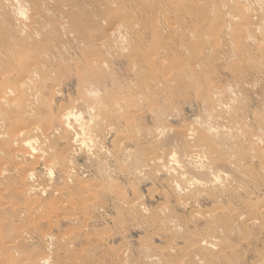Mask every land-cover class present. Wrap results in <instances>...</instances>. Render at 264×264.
<instances>
[{"label":"rangeland","instance_id":"374dc122","mask_svg":"<svg viewBox=\"0 0 264 264\" xmlns=\"http://www.w3.org/2000/svg\"><path fill=\"white\" fill-rule=\"evenodd\" d=\"M0 1V7L3 5L0 8V21L2 20L0 22V85L5 83V86L16 87L20 79L19 75L24 69L23 66L35 64L41 73V79L34 83V87L30 85L29 89H32L26 94L28 98L23 94H15L14 101L17 100L15 102H18V105L15 102L8 103L12 110L8 109L7 104H1L0 109L6 110L5 113L12 116L3 121L0 120V129L15 132L26 122V124H37L38 131L41 130L46 134L51 130L45 135L44 151L37 150V143H33L37 146L36 149L28 146L24 148L18 144L15 145L16 151L26 150L25 160L14 157L13 161L0 162V172L1 169L4 171L5 167L11 169L13 174L22 172V167H26V171L34 172L31 180L28 179L24 183H12L15 191L25 193V197H20L16 203L22 216L12 217L9 235L16 236L18 229L34 227L33 238L26 244L31 251L47 256L48 260H51L48 264H171L174 261L178 262L181 257L186 260V264L229 263L225 257L219 258L220 245H231L227 251L234 258L231 264L233 262V264H264V227H262L264 213L261 214L260 209L253 207L258 200L260 204L264 202V0H257L256 3L261 1L257 5L253 4V1H247L246 7L244 6L246 10L239 9L232 0V2L223 0L224 4L220 1L219 8L215 3L207 2V0H67L68 5L65 4L66 0H44V2L43 0H29L30 2L20 0L21 4H17L18 0L17 2L8 0L9 6L5 3L6 0ZM176 3H179V6ZM22 5L28 10H25ZM224 5L226 8L223 7ZM6 6L7 9H5ZM222 7L223 10H221ZM230 7L234 8V12L236 10V16L231 14L233 9L231 10ZM258 7L260 11L256 10ZM224 13L226 18L223 17ZM13 15H15L14 18ZM37 15L41 17L37 18ZM66 16H70L67 19L70 25L76 26L70 33L59 24L60 21L62 23L66 20ZM32 18L41 21H35V24L30 25ZM20 21L30 26L28 25L27 28ZM46 22L52 24H46ZM203 22L207 25H203ZM118 23L121 25L127 23L131 27L130 29L126 26V31L125 25L121 27L122 34L129 33L126 34L128 41H124L123 45L121 43L106 46L105 42L107 43L110 39L108 35H105L104 30L109 24ZM159 25H162L161 28ZM245 28L246 31H244ZM21 29H24L23 33ZM77 29L80 32H77ZM130 31L134 33V38H130ZM138 33L142 38H137ZM37 37L41 38L40 43ZM243 44L247 45L245 49ZM38 47H41L40 50ZM143 59L149 62H140ZM106 60L107 64L104 66ZM100 62L103 63L102 68L97 69L95 65ZM182 71H185V75ZM173 72L176 74L174 75ZM6 74L10 75V78L4 80L3 75ZM85 74L87 77L84 76ZM153 82L159 85L152 86ZM87 86L91 91H95L96 88L98 94H91ZM1 92L0 90V94ZM88 93L94 98L90 99L92 97ZM32 97L39 101L35 103ZM209 97L216 100L208 101ZM96 102L103 105L100 106ZM113 103H118L120 107L117 105V109L113 108ZM32 104L35 106H31ZM91 104L104 108L103 111L100 108L99 113L102 112V114L98 115L99 109L96 110V106L92 109L93 111H89ZM219 104L223 106L219 107ZM27 106L30 108L26 109ZM68 108H74L76 114L81 116L80 120L70 119L68 125L71 126L73 123L72 128H67L58 118L63 110ZM27 110L30 112H26ZM87 124H91L89 125L91 130ZM81 125L90 130H87L85 134L86 139L82 134L86 132V129L84 128L85 132H82ZM98 126L101 128H97ZM182 129L187 138L183 135ZM161 131L163 134L166 133L163 135ZM191 132L196 134L191 136ZM210 132L215 134L211 135ZM197 135L202 136V139L206 141H202L201 137L198 141ZM73 136H78V141L74 142ZM51 138L53 141L50 140ZM54 139L57 142L54 143ZM191 140L194 142L191 143ZM34 150L38 152L35 153ZM170 158L175 161L172 162ZM176 162L179 165L175 164ZM195 164L200 165L197 168ZM184 165L190 169L184 170L186 168ZM179 166L185 171L184 173ZM199 167H203L201 168L204 169L203 172L199 171ZM234 167H237L238 171ZM169 168L173 170L172 174L169 173L171 171ZM216 174L219 178L215 176ZM225 174L232 179L230 180V177L225 179ZM3 176L0 173V181L4 178L2 182L7 175ZM240 176L246 181H243ZM211 177H215L214 180ZM181 178L191 180L184 181ZM220 178L222 182L225 181L228 184L225 182L222 184ZM198 180L203 181L202 186ZM180 181L186 184H181ZM174 183H177L178 187L172 185ZM189 184L191 188H188ZM179 186H182L180 190ZM222 186L223 189L226 188L224 191L219 188ZM187 188L190 190L188 191ZM224 193L227 200L222 198ZM130 202L138 204V211L129 208ZM162 206L164 207L161 208ZM215 206L217 210L226 211V213L232 210L243 213L239 221L227 222L222 219L227 223L221 224L220 219L217 222L219 229L221 226V229L225 228L221 230L223 232L220 238L211 237L213 228L218 227L214 226L215 222L210 220L208 213L214 212ZM248 212L251 214L249 215ZM168 215L174 220L170 222ZM199 215L205 219L199 218ZM175 217L178 219L177 222L180 220L178 223H175ZM256 218L259 220L256 221ZM173 222L176 225L179 224V228ZM178 229H181V232ZM191 231L199 233L203 238L208 235L212 241L213 238L215 240L214 248L209 247L210 250H207L211 255H207L204 260L199 259V256H196V259L180 254L182 249L185 250L188 247L186 241L191 239ZM40 233L41 241L38 238ZM45 234H48L46 236L48 238ZM224 236L227 237L226 240ZM228 240L230 243L227 242ZM184 244L185 246L182 247ZM152 255L156 257V261ZM2 263L8 262L0 257V264Z\"/></svg>","mask_w":264,"mask_h":264},{"label":"bare ground","instance_id":"6f19581e","mask_svg":"<svg viewBox=\"0 0 264 264\" xmlns=\"http://www.w3.org/2000/svg\"><path fill=\"white\" fill-rule=\"evenodd\" d=\"M7 1L8 0H6L5 1V3H7ZM14 1V0H13ZM16 1V0H15ZM27 1H29V0H27ZM60 1V0H59ZM149 1V0H148ZM181 1V0H180ZM183 1V0H182ZM198 1H202V0H198ZM220 1H221V4H224V3H222V1L223 0H207V2H212V3H215L217 6H218V8L219 7H221V5H220ZM224 1H227V0H224ZM223 1V2H224ZM231 1V0H230ZM232 1H234L235 2V4H234V2L232 3V4H234V5H236L239 9H242L243 10V8H244V6L245 5H247V1H249V0H232ZM231 1V2H232ZM251 1H253L252 3L253 4H255L256 2H257V0H250V2ZM262 1V0H261ZM260 1V2H261ZM1 2V1H0ZM17 2V1H16ZM30 2V1H29ZM39 2V1H38ZM42 2V1H41ZM43 2H44V0H43ZM62 2V1H61ZM76 2V1H75ZM188 2V1H187ZM186 2V3H187ZM260 2H258L259 4H260ZM10 3H12V2H10ZM21 4L20 3V0H18V2H17V4ZM34 3V2H33ZM32 3V4H33ZM64 3H65V1H64ZM164 3V2H163ZM203 3V2H202ZM205 3V2H204ZM258 3H256V5L258 4ZM264 3V2H263ZM262 3V4H263ZM3 4V3H2ZM8 4V6H9V3H7ZM26 4V3H25ZM65 4H67L68 5V3H67V0H66V3ZM70 4V3H69ZM177 4V3H176ZM179 4V3H178ZM177 4V5H178ZM181 4V3H180ZM194 4V3H193ZM193 4H191V6L193 5ZM198 4H200V3H198ZM226 4V3H225ZM252 4V7H254V5ZM63 5V4H62ZM176 5V6H177ZM182 5H183V2H182ZM187 5H189V4H187ZM186 5V6H187ZM204 5V4H203ZM211 5V4H210ZM250 5H251V3H250ZM2 6L3 5H1V7L0 8H2ZM19 6V5H18ZM17 6V7H18ZM21 6V5H20ZM23 6V5H22ZM42 6V5H41ZM51 6H52V4H51ZM50 6V7H51ZM179 6V5H178ZM181 6V5H180ZM185 6V7H186ZM200 6H202V5H200ZM207 6V5H206ZM205 6V7H206ZM215 6V5H214ZM229 6V5H228ZM232 7H233V5H231ZM236 6L234 7V8H236ZM248 6H249V3H248ZM261 6V5H260ZM24 7V6H23ZM22 7V8H23ZM43 7V6H42ZM42 7H41V9H42ZM48 7V6H47ZM66 7H68V6H66ZM76 7V6H75ZM184 7V6H183ZM184 7V8H185ZM203 7V6H202ZM223 7H225L226 8V5H224ZM223 7H222V9L221 10H223ZM246 7V6H245ZM255 7H257V6H255ZM12 8V7H11ZM179 8V7H178ZM188 8V7H187ZM204 8V7H203ZM207 8H208V6H207ZM211 8V7H210ZM224 8V9H225ZM228 8V7H227ZM231 8V7H230ZM234 8H231V10L233 9V11L231 12V14H234L235 16H236V14H235V12H236V10H235V12H234ZM5 9H7V6H6V8ZM24 9H25V7H24ZM27 9V8H26ZM25 9V10H26ZM69 9V8H68ZM182 9V8H181ZM209 9V8H208ZM245 10H246V8H244ZM252 9V8H251ZM28 10V9H27ZM55 10V9H54ZM70 10H72V9H70ZM78 10H81V9H78ZM85 10V9H84ZM185 10V9H184ZM210 10V9H209ZM230 10V9H229ZM229 10H226V11H228L229 12ZM244 10V11H245ZM255 9H253V11H254ZM256 10H259L260 11V9H259V7H258V9H256ZM0 11H1V9H0ZM23 12H24V10H22ZM40 11V10H39ZM42 11V10H41ZM47 11V10H46ZM64 11V10H63ZM74 11V10H73ZM72 11V12H73ZM188 11V10H187ZM205 11H206V9H205ZM204 11V12H205ZM212 11V10H211ZM214 11V10H213ZM252 11V10H251ZM252 11V12H253ZM258 11V12H259ZM20 12V11H19ZM23 12H20V13H23ZM49 12V11H48ZM75 12V11H74ZM182 12H183V9H182ZM185 12V11H184ZM227 12V13H228ZM250 12V11H249ZM251 12V13H252ZM19 13V14H20ZM29 13V12H28ZM39 13H41V12H39ZM56 13H57V11H56ZM55 13V14H56ZM61 13V12H60ZM75 13H77V12H75ZM206 13V12H205ZM214 13H215V11H214ZM223 13V12H222ZM237 13V12H236ZM246 13H248V12H246ZM261 13V12H260ZM259 13V14H260ZM1 14H2V12H1ZM13 14V13H12ZM64 14V13H63ZM62 14V15H63ZM185 14H187V13H185ZM229 14V13H228ZM254 15H257L258 13H253ZM5 15H6V13H5ZM21 15V14H20ZM24 15H26V14H24ZM70 15V14H69ZM181 15V14H180ZM214 15V14H213ZM224 15H225V13L223 14V17H224ZM261 15V14H260ZM7 17H8V15H6ZM10 16V15H9ZM17 16V15H16ZM19 16V15H18ZM21 16H23V15H21ZM21 16H20V18H21ZM30 16V15H29ZM35 16V15H34ZM38 16V15H37ZM64 16V15H63ZM63 16H61V17H63ZM72 16H74L73 14H72ZM184 16V15H183ZM183 16H182V18H183ZM251 16H252V14H251ZM15 17V15H13V18ZM32 17H33V14H32ZM40 17H41V15H40ZM39 16L37 17V18H40ZM61 17H60V19H61ZM65 17V16H64ZM67 17V16H66ZM70 17V16H69ZM69 17H67L66 18V20H64V21H62V23H60L59 22V24H60V27L61 28H63V29H65V30H69V33L70 32H72V30H74V28L76 27V26H74V24H72V25H70V23H69V20L67 21V19L69 18ZM186 17V16H185ZM188 17V16H187ZM232 17V16H231ZM237 17H238V14H237ZM249 17V16H248ZM254 17V16H253ZM253 17H251V18H253ZM257 17V16H256ZM255 17V18H256ZM20 18H19V20H20ZM22 18H25V17H22ZM36 18V17H35ZM34 18V19H35ZM79 18V17H78ZM224 18H226V17H224ZM229 18H230V16H229ZM234 19H235V17H233ZM240 18V17H239ZM238 18V19H239ZM250 18V19H251ZM255 18H254V20H255ZM258 18V17H257ZM260 18V17H259ZM262 18V17H261ZM4 19V18H3ZM16 19V18H15ZM33 18L30 20V22H31V24L30 25H33V24H35L34 22L35 21H37V22H40V21H38V20H34ZM159 19H160V17H159ZM177 19V18H176ZM184 19V18H183ZM189 19V18H188ZM207 19V18H206ZM17 20V19H16ZM15 20V21H16ZM156 20V19H155ZM190 20H191V18H190ZM208 20V19H207ZM206 20V21H207ZM233 20V19H232ZM236 20V19H235ZM2 21V20H1ZM0 21V22H1ZM43 21H44V19H43ZM165 21V20H164ZM164 21H162V23L164 22ZM204 21H205V19H204ZM211 21H212V18H211ZM210 21V22H211ZM226 21V20H225ZM228 21V20H227ZM252 21H253V19H252ZM263 21V20H262ZM4 22V21H3ZM20 22H22V21H20ZM27 22H28V20H27ZM257 22H258V20H257ZM16 23H18V22H16ZM48 22H46V24H47ZM50 23V22H49ZM48 23V24H49ZM80 23V22H79ZM159 23V22H158ZM167 23V22H166ZM176 23H177V21H176ZM199 23H202V22H199ZM259 23V22H258ZM261 23V22H260ZM22 24H24V25H26L27 26V28H28V25L29 24H26L24 21L22 22ZM43 24V23H42ZM50 24H52V23H50ZM81 24V23H80ZM79 24V25H80ZM207 25L206 23H204L203 22V25ZM208 24H209V21H208ZM229 24H230V22H229ZM234 24V23H233ZM232 24V25H233ZM247 24V23H246ZM246 24H245V26H246ZM256 24V23H255ZM29 25V26H30ZM38 25V24H37ZM82 25V24H81ZM123 25V24H122ZM122 25L121 24H109L108 26H107V28L104 30V32H105V35H108V37H109V41H107V43L105 42V44H106V46H111V44H114V45H116V44H121V45H123V43H124V41H126L127 40V37L128 36H126V34L128 33H126V34H122V30H121V27H122ZM125 25V24H124ZM123 25V26H124ZM133 24L131 23V26H132ZM158 25V24H157ZM164 25V24H163ZM227 25V24H226ZM237 25V24H236ZM249 25V24H248ZM25 26V27H26ZM38 26H40V25H38ZM42 26V25H41ZM44 26V25H43ZM42 26V27H43ZM53 26H54V24H53ZM82 26H84V25H82ZM81 26V27H82ZM126 26H129V25H127V23H126V25L124 26L125 27V31H126ZM162 26V25H161ZM161 26L159 25V27L161 28ZM222 26H223V24H222ZM234 26V25H233ZM238 26V25H237ZM33 26H31L30 28H32ZM45 27H47V26H45ZM52 27V26H51ZM73 29H72V28ZM130 27V26H129ZM168 27V26H167ZM177 27V26H176ZM231 28H232V26H230ZM229 27V28H230ZM250 27V26H249ZM253 27V26H252ZM30 28L28 29L29 31H30ZM77 28H78V26H77ZM225 28H226V26H225ZM228 28V29H229ZM248 28V27H247ZM25 29V28H24ZM23 29V30H24ZM35 29H38V28H35ZM44 29V28H43ZM80 29H82V28H80ZM85 29V28H84ZM127 29H128V27H127ZM130 29H131V27H130ZM129 29V30H130ZM223 29V28H222ZM228 29H226V30H228ZM238 29H239V27H238ZM14 30V29H13ZM23 30L21 29V33H23ZM32 30H33V28H32ZM60 30H62V29H60ZM106 30H107V33H106ZM128 30V31H129ZM161 30V29H160ZM29 31H28V33H29ZM35 31V30H34ZM43 31H46V30H43ZM43 31H41V32H43ZM49 31H51V29L49 30ZM64 31V30H63ZM82 31V30H81ZM132 31V30H131ZM130 31V32H131ZM174 31H176V30H174ZM244 31H246V28H245V30ZM249 31H251L250 29H249ZM249 31H248V33H249ZM18 32V31H17ZM16 32V33H17ZM26 32V31H25ZM65 32V31H64ZM77 32H80V30L78 31V29H77ZM222 32V31H221ZM224 32V31H223ZM252 32V31H251ZM257 32V31H256ZM19 33V32H18ZM36 33V32H35ZM61 33V32H60ZM84 33V32H83ZM124 33V32H123ZM203 33V32H202ZM230 33V32H229ZM33 34V33H32ZM50 34V33H49ZM49 34H47V35H49ZM72 34V33H71ZM129 34V33H128ZM131 34V37L130 38H134L133 37V35H134V33H130ZM175 34V33H174ZM222 34V33H221ZM22 35V34H21ZM25 35V34H24ZM37 35V34H36ZM68 35H70V34H68ZM76 35V34H75ZM219 35V34H218ZM247 35V34H246ZM20 36V35H19ZM33 36V35H32ZM61 36H63V35H61ZM66 36H67V34H66ZM201 36H203V35H201ZM65 37V36H64ZM63 37V38H64ZM71 37V36H70ZM72 37H73V35H72ZM27 38V37H26ZM28 38H29V36H28ZM39 37H37V39H38ZM55 38V37H54ZM66 38V37H65ZM67 38H68V36H67ZM66 38V39H67ZM137 38H142V36H140V34L138 33L137 34ZM246 38V37H245ZM248 38V37H247ZM40 39L41 38H39L38 40H39V43H40ZM53 39V38H52ZM29 40V39H28ZM31 40V39H30ZM50 40V39H49ZM65 40V39H64ZM73 40V39H72ZM105 41H106V39H104ZM131 40V39H130ZM244 40V39H243ZM248 39H246V41H247ZM32 41V40H31ZM51 41V40H50ZM69 41V40H68ZM71 41V40H70ZM69 41V42H70ZM74 41V40H73ZM100 41H103V40H100ZM128 41V40H127ZM132 41H134L133 39H132ZM52 42V41H51ZM67 42V41H66ZM86 42V41H85ZM245 42V41H244ZM21 43V42H20ZM19 43V44H20ZM38 43V42H37ZM53 43V42H52ZM104 43V42H103ZM135 43V42H134ZM239 43V42H238ZM242 43H243V41H242ZM246 43V42H245ZM55 44V43H54ZM105 44H103V45H105ZM127 44V43H126ZM241 46H242V44L241 43H239ZM50 45V44H49ZM102 45V46H103ZM247 45H248V43H247ZM246 45V46H247ZM43 46V45H42ZM41 46V47H42ZM60 46V45H59ZM184 46V45H183ZM243 46H244V49H245V45L243 44ZM11 47V46H10ZM41 47H38V50H40V48ZM50 47V46H49ZM63 47V46H62ZM66 47H67V45H66ZM69 47V46H68ZM105 47V46H104ZM120 47V46H119ZM157 47V46H156ZM178 47V46H177ZM179 47H181V46H179ZM240 47V46H239ZM5 48H6V46H5ZM57 48V47H56ZM113 48V47H112ZM163 48H164V46H163ZM167 48V47H166ZM9 49V48H8ZM47 49V48H46ZM57 49H59V48H57ZM65 49V48H64ZM68 49V48H67ZM133 49H135L136 50V48H133ZM168 49V48H167ZM166 49V50H167ZM170 49V48H169ZM168 49V50H169ZM180 49V48H179ZM199 49V48H198ZM212 49V48H211ZM44 50V49H43ZM63 50V49H62ZM104 50H106V49H104ZM165 50V49H164ZM164 50H162V51H164ZM177 50H178V48H177ZM204 50V49H203ZM213 50V49H212ZM205 51V50H204ZM44 52V51H43ZM43 52H41V53H43ZM65 52V51H64ZM106 52V51H105ZM110 52V51H109ZM178 52H180V51H178ZM181 52H183V51H181ZM206 52V51H205ZM40 53V52H39ZM45 53V52H44ZM201 53V52H200ZM199 53V55H204L203 53H201L200 54ZM160 54V53H159ZM208 54V53H207ZM107 55V54H106ZM201 55V56H202ZM264 55V54H263ZM143 56V55H142ZM200 56V57H201ZM135 58V57H134ZM142 58V57H141ZM105 59H106V56H105ZM107 59H109L108 57H107ZM139 59V58H138ZM197 59H200V58H197ZM93 60V59H92ZM43 61V60H42ZM103 61V60H102ZM135 61V60H134ZM142 61H148L149 62V60H147V59H143V60H141L140 62H142ZM21 62V61H20ZM34 62V61H33ZM93 62V61H92ZM107 62V60L105 61V64H104V66L107 64L106 63ZM137 62V61H136ZM94 63H95V61H94ZM135 63V62H134ZM196 63H198V62H196ZM200 63H201V61H200ZM96 64V63H95ZM184 64V63H183ZM241 64V63H240ZM57 65V64H56ZM103 65V63H101L100 62V64L99 63H97V65H95V67L97 66V69H100V68H102L101 66ZM134 65V64H133ZM254 65V64H253ZM135 66V65H134ZM188 66V65H187ZM195 66V65H194ZM193 66V67H194ZM196 66H198V64L196 65ZM43 67V66H42ZM41 67V68H42ZM93 67V66H92ZM136 68H137V66H135ZM134 67V68H135ZM11 68V67H10ZM23 71H22V73L19 75V77H20V79H18V83L16 84V87H11V86H5L4 84L5 83H3V84H1L0 85V90L2 91L1 92V94H0V106H2L3 104H7V106L9 105L8 103H10V104H12V102H15V101H17V100H15L14 101V95L15 94H23V95H25L26 96V94H28V91L30 92V90L32 89H29L30 88V85H34V83L36 84V81L39 79H41V73H39V69H38V67L37 66H35V64L34 65H32V66H28V67H26V66H23ZM136 68H135V71H136ZM44 69H45V67H44ZM95 69V68H94ZM104 69V68H103ZM183 69V68H182ZM48 70V69H47ZM82 70V69H81ZM102 70V69H101ZM185 70V69H184ZM188 70V69H187ZM195 70V69H194ZM193 70V71H194ZM84 71H86V70H84ZM99 71V70H98ZM134 71V72H135ZM241 71V70H240ZM11 72V71H10ZM183 72V74L185 73V71H182ZM182 72H180V74L181 75H183L182 74ZM12 73V72H11ZM46 73V72H45ZM80 74H82V73H80ZM159 74V73H158ZM167 74V73H166ZM173 74H174V72H173ZM175 74H176V72H175ZM174 74V75H175ZM187 74V73H186ZM43 75H44V73H43ZM83 75V74H82ZM88 75V74H87ZM160 75V74H159ZM168 75V74H167ZM185 75V74H184ZM84 76H86V74L84 75ZM158 76V75H157ZM87 77V76H86ZM183 77V76H182ZM3 78H4V80H7V79H9L10 78V75H8V74H6V75H3ZM95 78V77H94ZM155 78V77H154ZM154 78H152L153 80H154ZM158 78V77H157ZM156 78V79H157ZM160 78H163V77H160ZM156 79H155V81H156ZM250 79V78H249ZM85 80V79H84ZM95 80V79H94ZM160 79L158 78V81H159ZM161 80H163V79H161ZM259 81V80H258ZM39 82V81H38ZM163 82H165V81H163ZM86 83H87V81H86ZM89 83V82H88ZM91 83V82H90ZM154 84H152V86H154L156 83L155 82H153ZM92 84V83H91ZM158 84V83H157ZM156 84V86H158ZM165 84V83H164ZM167 84V83H166ZM171 84V83H170ZM87 85V84H86ZM89 85V84H88ZM93 85V84H92ZM172 85V84H171ZM211 85V84H210ZM240 86V85H239ZM238 86V87H239ZM34 87V86H33ZM58 87V86H57ZM86 87V86H85ZM92 89H93V87H91ZM146 88H148V87H146ZM213 88V87H212ZM34 89V88H33ZM86 89V88H85ZM90 88H89V86H87V90H89ZM229 89V91L231 92V90H232V87H231V90H230V88H228ZM57 90V89H56ZM216 90V89H215ZM214 90V91H215ZM238 90V88L236 89V91ZM34 91V90H33ZM38 91H39V89H38ZM86 91V90H85ZM90 91V93L91 94H93V95H96V94H98V90L96 91V88H95V91H91V90H89ZM135 91V90H134ZM143 91V90H142ZM228 91V90H227ZM233 91V90H232ZM144 92V91H143ZM142 92V93H143ZM213 92V91H212ZM238 92V91H237ZM35 93H36V91H35ZM87 93V92H86ZM233 93V92H232ZM89 94V93H88ZM91 94H89V95H91ZM101 94V93H100ZM144 94H145V92H144ZM214 94H215V92H214ZM221 94V93H220ZM19 95V96H20ZM38 95H40V93L38 94ZM129 95V94H128ZM148 95V94H147ZM212 95V94H211ZM234 95V94H233ZM19 96H17V97H19ZM31 96V95H30ZM138 96V95H137ZM141 96V95H140ZM146 96V95H145ZM217 96V95H216ZM29 97V96H28ZM27 96H26V98H28ZM35 97V96H34ZM34 97H32L33 99H34ZM88 97V96H87ZM90 97V96H89ZM91 97H92V95H91ZM135 97V96H134ZM144 97V96H143ZM142 97V98H143ZM221 97V96H220ZM236 97V96H235ZM21 98V97H20ZM19 98V99H20ZM25 97H23V99H24ZM31 98V99H32ZM94 97H92V98H90V99H93ZM138 98V97H137ZM147 98V97H146ZM215 98H217V97H215ZM16 99H18V98H16ZM86 99V98H85ZM127 99V98H126ZM140 99V98H139ZM214 99V98H213ZM211 97H209V99H208V101L209 100H213ZM35 100V103H36V99H34ZM138 100V99H137ZM214 100H216V99H214ZM213 100V101H214ZM220 100V99H219ZM39 101V100H38ZM37 101V102H38ZM116 101V100H115ZM124 101H125V97H124ZM212 101V102H213ZM21 102V101H20ZM19 102V103H20ZM27 102H29V101H27ZM95 102V101H94ZM120 102V101H119ZM137 102H139V100L137 101ZM222 102V101H221ZM16 103V102H15ZM18 103V102H17ZM16 103V104H17ZM22 103V102H21ZM97 103V102H96ZM219 103V102H218ZM237 103V102H236ZM2 104V105H1ZM15 104V105H16ZM28 104H30V103H28ZM97 104H99V103H97ZM101 104V103H100ZM99 104V105H100ZM114 104V103H113ZM123 104V103H122ZM140 104V103H139ZM150 104V103H149ZM229 104V103H228ZM14 105V104H13ZM18 105V104H17ZM17 105H16V108H18L17 107ZM20 105V104H19ZM23 105H24V103H23ZM34 104H32L31 106H33ZM92 106H90L88 109H89V111H91L93 108L95 109V106H96V104L95 105H93V104H91ZM103 105V104H102ZM102 105H100V106H102ZM112 105V104H111ZM118 105V107H120L119 106V104L118 103H115L114 105H112V107L113 108H115L116 106ZM220 105V104H219ZM225 105V104H224ZM10 107H11V105H9ZM8 106V107H9ZM21 106V105H20ZM19 106V107H20ZM26 106V105H25ZM30 106V105H29ZM35 106V105H34ZM125 106V105H124ZM223 105H220L219 107H222ZM10 107L8 108V109H10ZM22 107V106H21ZM111 107V106H110ZM109 107V109L110 110H112V108H110ZM30 108V107H29ZM28 108V106H27V108L26 109H29ZM100 108L101 107H97L96 106V110H98V113H99V111H100ZM226 108H228V106H226ZM13 109H14V107H13ZM22 109H24V108H22ZM21 109V111L23 112V110ZM32 109V108H31ZM104 109V108H103ZM103 109L101 108V110L103 111ZM106 109V108H105ZM116 109H117V107H116ZM127 109V108H126ZM221 109V108H220ZM10 110H12V108L10 109ZM19 110V109H18ZM25 110V109H24ZM5 111L6 110H1L0 109V120L1 121H3V120H5V119H7V118H9V117H11L12 115H7V113H5ZM13 111H15V110H13ZM93 111V110H92ZM107 111H109L108 110V108H107ZM114 112H115V110H113ZM126 111H128V109L126 110ZM11 113H13L12 111H10ZM19 112H20V110H19ZM26 112H30V111H26ZM31 112H32V110H31ZM110 112H112V111H110ZM15 113V112H14ZM17 113V112H16ZM25 113V112H24ZM23 113V114H24ZM101 114H102V112H100ZM100 113L98 114V115H100ZM106 114H109V112L107 113V112H105ZM116 113V112H115ZM26 114V113H25ZM30 114V113H29ZM58 114H60V113H58ZM92 114V113H91ZM111 114V113H110ZM114 114V113H113ZM14 115V114H13ZM56 115V114H55ZM97 115V116H98ZM20 116V115H19ZM26 116V115H25ZM29 116H31V115H29ZM116 116V115H115ZM23 117V116H22ZM81 117V116H80ZM77 114H76V110L74 109V108H68V109H64L63 110V112L59 115V120L64 124V125H66L67 126V128L69 127V128H72L71 126L73 125V123H72V125L71 126H69L68 124L70 123V119H72V118H74V119H79L80 118ZM33 118V117H32ZM51 118V117H50ZM49 118V119H50ZM117 118V117H116ZM57 119V118H56ZM92 119V118H91ZM98 119H100V118H98ZM80 120V119H79ZM96 120V119H95ZM1 121H0V124H1ZM83 122V121H82ZM90 122V121H89ZM99 122V121H98ZM98 122H96V124L98 125ZM25 125H21L20 126V128H19V130L18 131H15V132H12V131H4L3 129H0V162H4V161H7V162H10V161H13V158L15 157V158H22V160L25 158V156H26V150H19V151H16V148H15V145H18V144H20V145H22L24 148L26 147V146H28V147H30L31 149H36V147L38 146V149L37 150H40L41 151V149L44 151V149H43V146H45V145H43L44 144V139H45V135H47L48 134V132L49 131H51V130H49L48 132H47V134L46 133H44L43 131H38L39 130V126L37 125V124H30V123H28V124H26V122L24 123ZM42 124V123H41ZM79 125V124H78ZM86 125V124H85ZM89 125H91V124H89ZM89 125L87 124V127H89ZM108 125V124H107ZM84 126V125H83ZM1 127V126H0ZM74 127V126H73ZM81 127H82V125H81ZM87 127L85 128V127H82L83 128V130H84V128L86 129V132H85V130L83 131L82 130V132H85V133H82V134H84V138H85V134L87 133ZM95 127H96V125H95ZM15 128H17V126L15 127ZM51 128H52V126H51ZM80 128V127H79ZM90 128V130H91V127H89ZM97 128H101L100 126H98ZM106 128V127H105ZM108 128V127H107ZM190 128V127H189ZM217 128V127H216ZM50 129V128H49ZM103 129H104V126H103ZM163 129V128H162ZM170 129V128H169ZM172 129V128H171ZM170 129V130H171ZM191 129V128H190ZM47 130V129H46ZM61 130V129H60ZM90 130H88V131H90ZM132 130V129H131ZM166 131H167V129H165ZM164 130V131H165ZM185 130V129H184ZM193 130V129H192ZM196 130H197V128H196ZM195 130V131H196ZM210 130V129H209ZM217 130V129H216ZM219 130V129H218ZM217 130V131H218ZM225 130V129H224ZM58 131H59V129H58ZM71 131V130H70ZM135 130H133V132H134ZM163 131V130H162ZM161 131V133L163 134V132ZM173 131V130H172ZM213 131V130H212ZM216 131V132H217ZM46 132V131H45ZM176 132V131H175ZM174 132V133H175ZM182 132H183V129H182ZM185 132H187V131H185ZM188 132H190V130L188 131ZM187 132V133H188ZM227 132V131H226ZM53 133V132H52ZM55 133V132H54ZM72 133V132H71ZM89 133V132H88ZM94 133V132H93ZM166 133V132H165ZM164 133V134H165ZM170 133V132H169ZM211 133V132H210ZM78 134V133H77ZM163 134V135H164ZM168 134V133H167ZM173 134V133H172ZM177 134V133H176ZM192 134H196V132H194V133H192L191 132V136H192ZM213 134H215V133H213ZM212 133H211V135H213ZM229 134V133H228ZM58 135V134H57ZM56 135V136H57ZM90 135V134H89ZM183 135H184V132H183ZM182 135V136H183ZM185 135H186V133H185ZM184 135V136H185ZM199 135V134H198ZM197 135V137H199ZM217 135V134H216ZM225 135V134H224ZM49 136V135H48ZM244 136V135H243ZM242 136V137H243ZM245 136H247V135H245ZM53 137V136H52ZM74 137V142H76V141H78V136H73ZM82 137V136H81ZM87 137V136H86ZM92 137V136H91ZM186 137V136H185ZM189 137V136H188ZM194 137V136H193ZM193 137H191V138H193ZM201 137V140L202 141H206V140H204V139H202V136H200ZM200 137L198 138V141H199V139H200ZM238 137V136H237ZM183 138V137H182ZM187 138V137H186ZM190 138V137H189ZM226 138V137H225ZM228 138V137H227ZM239 138V137H238ZM237 138V139H238ZM81 139H83V138H81ZM86 139V138H85ZM87 139H89V138H87ZM91 139V138H90ZM184 139V138H183ZM233 139V138H232ZM50 140H52V138L50 139ZM55 140V139H54ZM61 140V139H60ZM93 140H94V138H93ZM92 140V141H93ZM226 140V139H225ZM228 140V139H227ZM234 140H236V139H234ZM34 141H37V142H34ZM47 141V139L45 140V142ZM53 141V140H52ZM72 141V142H73ZM82 141V140H81ZM84 141V140H83ZM88 141V140H87ZM86 141V142H87ZM91 141V140H90ZM190 141V140H189ZM196 141H197V139H196ZM197 141V142H198ZM55 142H57L56 140L54 141V143ZM194 142V140L192 141L191 140V143H193ZM232 142V141H231ZM248 142V141H247ZM254 142V141H253ZM252 142V143H253ZM33 143H37V146H34L33 145ZM81 143H83V142H81ZM255 143V142H254ZM72 144V143H71ZM75 144H77V143H75ZM80 144V143H79ZM84 144H85V142H84ZM196 144V143H195ZM235 144V143H234ZM239 144V143H238ZM72 145H74V143L72 144ZM81 145V144H80ZM93 145V144H92ZM94 145H96V144H94ZM98 145V144H97ZM96 145V146H97ZM207 145V144H206ZM204 146V147H207V146ZM251 145V144H250ZM255 145V144H254ZM78 146V145H77ZM196 147H197V145H195ZM243 146V145H242ZM200 147V146H199ZM66 148V147H65ZM50 149V148H49ZM89 149V148H88ZM94 149V148H93ZM90 150H91V148H90ZM202 150V149H201ZM33 151V150H32ZM35 151V150H34ZM39 151V152H40ZM68 151V150H67ZM36 152H38V151H35V153ZM42 152V151H41ZM40 152V153H41ZM47 152V151H46ZM198 153V152H197ZM199 153H201V152H199ZM28 154V153H27ZM39 154V153H38ZM42 154V153H41ZM69 154V153H68ZM195 154V153H194ZM29 155V154H28ZM199 155V154H198ZM202 155V154H201ZM262 155V154H261ZM29 156H32V155H29ZM71 156H73V155H71ZM33 157V156H32ZM42 158V157H41ZM66 156H65V160H66ZM70 158V157H69ZM73 158V157H72ZM43 159V158H42ZM171 160H173L172 158H170ZM192 159V158H191ZM25 160V159H24ZM41 160V159H40ZM54 160V159H53ZM160 160V159H159ZM170 160V161H171ZM177 160V159H176ZM204 160V159H203ZM64 161V160H63ZM153 161V160H152ZM175 160H173L172 162H174ZM195 161V160H194ZM171 162V163H172ZM182 162V161H181ZM186 162H188V161H186ZM183 164L185 163V162H182ZM189 163V162H188ZM187 163V164H188ZM201 163V162H200ZM51 164V163H50ZM175 164H177V162L175 163ZM183 164H181L180 163V165H183ZM186 164V163H185ZM7 165V164H6ZM39 165V164H38ZM177 165H179V164H177ZM193 165H194V163H193ZM200 165V164H199ZM199 165H197V164H195V167L197 166V168H198V166ZM201 165H202V163H201ZM5 166V165H4ZM4 166H3V168H4ZM20 166H21V164H20ZM176 166V165H175ZM186 168H184V170L186 169L187 170V168H189V167H187L186 165H184ZM12 167V166H11ZM171 167V166H170ZM191 167V166H190ZM204 167V166H203ZM203 167H201V168H203ZM2 168V167H1ZM8 168H9V166H8ZM172 168H173V166H172ZM181 168V166H179V169ZM200 167H199V171H202L203 172V170L201 169ZM238 168H239V165H238ZM171 171H169V173L170 174H172V172H173V170L171 169V168H169ZM177 169H178V166H177ZM190 169V168H189ZM193 169V168H192ZM192 169H191V171H192ZM196 169V168H195ZM201 169V170H200ZM234 169L236 170L237 169V167L235 168L234 167ZM233 169V170H234ZM240 169V168H239ZM264 169V168H263ZM2 171L0 172L1 173V176L2 177H4L3 175L4 174H6L7 176L5 177V181H3L2 182V180L4 179V178H2V180L0 181L1 183H0V254H1V256L0 257H2L3 259H4V261H6V262H8L7 264H48V261H50L51 262V260H48V257L47 256H45L43 253H38V252H33V251H31L29 248H28V244H26V242L28 241V240H30V239H32L33 238V235H32V230H33V228L34 227H30V228H25V229H18L17 231H16V236H14V235H9L8 234V232H9V229H10V227H11V223H12V217H21L22 216V212H21V210L18 208V206L16 205V203H18V200H19V198L20 197H25V193H21V192H18V191H15V188H14V186H12V183L13 182H17V183H24V182H26L28 179H30L31 180V178L32 177H34L33 175H34V172H33V170L31 171V170H28V171H26L27 170V168L26 167H22V172H19L18 171V174H13V172H12V170L11 169H7L6 167H5V169H4V171H3V169H1ZM51 170V169H50ZM69 170V169H68ZM72 170V169H71ZM122 170V169H121ZM135 170V169H134ZM165 170H168V169H165ZM176 170V169H175ZM181 170H182V173H184L185 171L181 168ZM181 170H180V172H181ZM234 170V171H235ZM14 171H15V168H14ZM34 171H35V168H34ZM237 171H238V169H237ZM168 172V171H167ZM195 172V171H194ZM196 172H197V170H196ZM236 172V171H235ZM138 173H139V171H138ZM168 173V174H169ZM175 173H179V172H176L175 171ZM187 173V172H186ZM221 173V172H220ZM240 173V172H239ZM204 174H205V172H204ZM69 175H71V174H69ZM133 175V174H132ZM135 175V174H134ZM178 175V174H177ZM179 175H180V173H179ZM183 175V174H182ZM186 175V174H185ZM226 176H225V179L228 177L227 176V174H225ZM240 175V174H239ZM242 175H244V174H242ZM246 175V174H245ZM38 176V175H37ZM131 176V175H130ZM214 176V175H213ZM215 176H217L218 178H219V176L216 174ZM253 175H251V177H252ZM177 177V176H176ZM179 177V176H178ZM181 177V176H180ZM230 177V176H229ZM228 177V178H229ZM241 178H242V176H240ZM248 177V176H247ZM1 178V177H0ZM73 178V177H72ZM212 178V177H211ZM214 178L215 177H213L212 178V180H214ZM222 178V177H221ZM221 178H220V181H221ZM37 179H39V178H37ZM178 179V178H177ZM189 179V178H188ZM188 179H185V180H188ZM232 178L230 177V180H231ZM32 180H34V179H32ZM179 180V179H178ZM181 180H184V179H182L181 178ZM184 180V181H185ZM189 180H191V179H189ZM211 180V182L213 183V181ZM218 180V179H217ZM223 180V179H222ZM228 180V179H227ZM242 180L244 181L245 180V178L243 179L242 178ZM182 182L181 183V181H180V183L181 184H183V183H185V182ZM194 181V180H193ZM199 181V180H198ZM246 181V180H245ZM249 181V180H248ZM30 182V181H29ZM33 182H35V181H33ZM177 182V181H176ZM189 183H190V181H188ZM187 182V183H188ZM197 182V181H196ZM201 182H203V181H199V183H200V185H201ZM207 182V181H206ZM215 182H216V179H215ZM214 182V183H215ZM217 182H219V181H217ZM222 182V181H221ZM225 182V181H224ZM224 182H222V184L224 183ZM228 182V181H227ZM250 182V181H249ZM252 182V181H251ZM178 183V182H177ZM172 184V185H177V187H178V184ZM198 183V182H197ZM209 183H210V180H209ZM254 183H256L257 184V182H254ZM253 183V184H254ZM264 183V182H263ZM36 184V183H35ZM35 184H33V185H35ZM38 184V183H37ZM186 184V183H185ZM194 184H196V183H194ZM202 184H204V183H202ZM218 184H221V183H218ZM225 184H228V183H226L225 182ZM224 184V186L226 187V185ZM230 184V183H229ZM235 184V183H234ZM247 184V183H246ZM33 185H31L32 187H33ZM196 185H199V184H196ZM205 185V184H204ZM211 185V184H210ZM217 185V184H216ZM231 185V184H230ZM260 185V184H259ZM195 186V185H194ZM202 186V185H201ZM213 187H214V185H212ZM217 186H219V185H217ZM234 186V185H233ZM236 186V185H235ZM29 187V186H28ZM31 187V188H32ZM79 187V186H78ZM180 187H182V186H179V190H180ZM184 188H185V186H183ZM203 187H205V186H203ZM26 188V187H25ZM34 188H36L35 186H34ZM42 188V187H41ZM101 188H102V186H101ZM188 188H191V186H190V184H189V186H188ZM187 188V189H188ZM206 188H208V187H206ZM218 188V187H217ZM219 188H222L223 189V186L222 187H219ZM230 188H231V186H230ZM233 188H235V187H233ZM102 189H105V188H102ZM186 189V188H185ZM211 189V188H210ZM216 189V188H215ZM224 189H226V188H224ZM224 189H223V191H224ZM29 190V189H28ZM31 190V189H30ZM29 190V191H30ZM37 190H39V189H37ZM98 190V189H97ZM181 190H182V188H181ZM190 189H188V191H189ZM205 190V189H204ZM207 190V189H206ZM209 190V189H208ZM211 190H213V189H211ZM210 190V191H211ZM233 190V189H232ZM237 190V189H236ZM239 190V189H238ZM237 190V191H238ZM32 191V190H31ZM177 191H178V189H177ZM186 191V190H185ZM214 191V190H213ZM216 191V190H215ZM218 191H220V189H218ZM234 191V190H233ZM242 191V190H241ZM33 192V191H32ZM99 192H100V190H99ZM103 192V191H102ZM105 192V191H104ZM101 193V192H100ZM193 193V192H192ZM226 193V192H225ZM225 193L223 194L224 195V197H222V198H224V199H226L225 198ZM233 194V193H232ZM82 195V194H81ZM222 195V194H221ZM227 195V194H226ZM230 195V194H229ZM237 195H238V193H237ZM246 195V194H245ZM83 196V195H82ZM218 197H219V194L217 195ZM120 197V195L118 196V198ZM217 197V198H218ZM227 197V196H226ZM234 197V196H233ZM232 197V198H233ZM135 198V197H134ZM194 198H196V197H194ZM249 198H250V196H249ZM137 199V198H136ZM140 199V198H139ZM254 199V198H253ZM12 200H14V201H12ZM131 200V199H130ZM130 200H128V201H130ZM135 200V199H134ZM221 200V199H220ZM227 200V199H226ZM229 200V199H228ZM231 200V199H230ZM234 200V199H233ZM247 200V199H246ZM94 201V200H93ZM92 201V202H93ZM98 201V200H97ZM128 201H126V202H128ZM182 201V200H181ZM120 202V201H119ZM219 202V201H218ZM231 202V201H230ZM257 202H259V200L257 201ZM254 203L253 204V207L254 208H257V209H260V213L261 214H263L264 213V202L262 203V204H260V202L259 203ZM97 203V202H96ZM124 203V202H123ZM139 203V202H138ZM163 203V202H162ZM186 203V202H185ZM220 203V202H219ZM90 204V203H89ZM92 204V203H91ZM93 204H94V202H93ZM179 204H180V202H179ZM67 205V204H66ZM95 206H96V204H94ZM126 205V204H125ZM130 207V209H132V210H136V211H138V204L136 203V202H130L129 204H128ZM240 205V204H239ZM244 205V204H243ZM76 206V205H75ZM89 206V205H88ZM68 207V206H67ZM94 207V206H93ZM122 207V206H121ZM164 206H162L161 208H163ZM69 208V207H68ZM129 208H128V210H129ZM244 208V207H243ZM78 209V208H77ZM90 209V208H89ZM91 209H94V208H91ZM127 209V208H126ZM160 209V208H159ZM158 209V210H159ZM246 209V208H245ZM193 210H195V209H193ZM226 210V209H225ZM249 210V209H248ZM127 211V210H126ZM131 211V210H130ZM161 211V210H160ZM167 211H168V209H167ZM205 212H206V210H204ZM214 212H212V213H208L209 215H210V220L212 219V221H213V223L215 222V224H214V226L217 224V222L221 219V221H222V219H224V220H226L227 222L229 221L230 222V220H235V221H239V219L240 218H242L243 217V213H241V212H239V211H237V210H235V211H228V213H226V211L224 212V211H219V210H217V206H215V209L213 210ZM247 211V210H246ZM245 211V212H246ZM128 212V211H127ZM162 212H160V214H161ZM165 213H166V210H165ZM164 213V214H165ZM247 213V212H246ZM246 213H244V214H246ZM251 213H252V211H251ZM251 213H249L248 212V214L250 215ZM254 213H255V211H254ZM8 214H9V216H8ZM150 214H152V213H150ZM167 214H168V212H167ZM248 214H246L247 216H249ZM253 214V213H252ZM257 214V213H256ZM158 215H159V213H158ZM206 215V214H205ZM259 215V214H258ZM164 216V215H163ZM201 215H199V218H204V217H200ZM242 216V217H241ZM27 217V216H26ZM25 217V218H26ZM194 217H196V216H194ZM193 217V219H195ZM251 217V216H250ZM259 217V216H258ZM257 217V218H258ZM167 218H169V215H168V217ZM170 218H171V216H170ZM169 218V221L170 220H172V219H170ZM196 218H198V217H196ZM198 218V219H199ZM254 218V217H253ZM257 218H256V221H258L257 220ZM36 219H37V217H36ZM35 219V220H36ZM39 219V218H38ZM159 219V218H158ZM175 219H176V217H175ZM182 219V218H181ZM184 219V218H183ZM182 219V220H183ZM205 219V218H204ZM39 220H41V219H39ZM53 220V219H52ZM174 220V219H173ZM177 220L178 219H176L175 220V223H178L177 222ZM255 220V219H254ZM29 221V220H28ZM32 221H33V219H32ZM38 221V220H37ZM166 221V220H165ZM187 221H189V220H187ZM192 221V220H191ZM220 221V222H221ZM256 221H254V222H256ZM41 221H39V223H40ZM171 222V221H170ZM219 222V223H220ZM225 222V221H224ZM223 221L221 222V224L222 223H224ZM227 222H225V223H227ZM160 223H161V221H160ZM187 223V222H186ZM199 223V222H198ZM249 223V222H248ZM258 223V222H257ZM151 224V223H150ZM164 224V223H163ZM171 224V223H170ZM173 224H174V222H173ZM190 224H192V223H190ZM166 225V224H165ZM174 225H176V224H174ZM173 225V226H174ZM182 225V224H181ZM180 225V226H181ZM189 225V224H188ZM187 225V226H188ZM195 225V224H194ZM207 225V224H206ZM219 225V224H218ZM218 225H216V227H218ZM230 225V224H229ZM231 225H233V224H231ZM252 225V224H251ZM164 226V225H163ZM173 226H172V229H173ZM178 226V228H179V224L178 225H176V227ZM186 226V225H185ZM257 226V225H256ZM161 227V226H160ZM210 227H212L213 228V226H210ZM229 227V226H228ZM235 227V226H234ZM234 227H233V229H234ZM262 227H264V226H262ZM181 228V227H180ZM222 228V226L220 227V229H219V227L218 228H213V232L212 231H210V233L212 232V234H211V237H219L221 234H222V232L223 231H221V230H223V229H225V228H223V229H221ZM162 229V228H161ZM211 229V228H210ZM230 229V228H229ZM229 229H227V230H229ZM233 229H232V231H233ZM171 230V229H170ZM179 230V229H178ZM177 230V231H178ZM183 230V229H182ZM204 230H205V228H204ZM175 230H173V232H174ZM189 231V230H188ZM176 232V231H175ZM179 232H181V229L179 230ZM229 231H227V233H228ZM235 232V231H234ZM233 232V233H234ZM238 232H239V230H238ZM188 233V232H187ZM224 233H225V231H224ZM191 234H192V236L190 237L191 239H188V241H186V243L188 242V244H186L188 247L185 249V250H181L180 251V254L182 255V256H185V257H188V256H191V257H195L196 259H197V257L196 256H199L198 258L199 259H205V257L207 256V255H211L210 254V252H207V250H210V248L209 247H213L214 248V245H215V243L213 244V241H215L214 240V238H213V241L210 239V237L207 235V237H209V239H207V237L206 238H203V236L201 237L200 235H199V233L197 234V233H195V232H193V231H191ZM201 234H203V232L201 233ZM205 234V233H204ZM177 235H179V234H177ZM234 235V234H233ZM46 236H48V234H45V237ZM51 236V235H50ZM227 236V235H226ZM221 237H222V235H221ZM235 237V236H234ZM236 237H237V235H236ZM244 237V236H243ZM38 238L40 239V241L42 240V234L40 233L39 234V236H38ZM46 238H48V237H46ZM45 238V239H46ZM174 238V237H173ZM220 238V237H219ZM219 238H216V239H218L219 240ZM227 238V237H226ZM226 238H225V236H224V240H226ZM249 238V237H248ZM50 239V238H49ZM60 239V238H59ZM234 239V238H233ZM242 239V238H241ZM47 240V239H46ZM61 240V239H60ZM222 240H223V238H222ZM217 241V240H216ZM47 242H48V240H47ZM168 242V241H167ZM175 242V241H174ZM219 242V241H218ZM224 242V241H223ZM227 242H229L230 243V241L228 240ZM41 243V242H40ZM225 243V242H224ZM42 244V243H41ZM168 244V243H167ZM172 244V243H171ZM170 244V245H171ZM218 244V243H217ZM223 244V243H222ZM46 245V244H45ZM220 245V244H219ZM47 246V245H46ZM172 246V245H171ZM185 246V244L184 245H182V247H184ZM230 246V248H231V245H229ZM229 246H224V245H220L219 246V249L217 248V246H215L217 249H218V253H220V254H218V255H220L219 256V258H221V257H225V259L226 260H228L229 261V263L231 264V262L234 260V258L229 254L230 252H227L228 251V249H229ZM48 247V246H47ZM46 247V248H47ZM175 247V246H174ZM174 247H172V248H174ZM236 246H234V248H235ZM160 248V247H159ZM163 248V247H162ZM169 248H170V246H169ZM209 248V249H208ZM215 248V249H216ZM214 249V250H215ZM216 249V250H217ZM147 250V249H146ZM166 250V249H165ZM151 251V250H150ZM187 251L189 252L188 254H187ZM234 251V250H233ZM158 252V251H157ZM232 253V252H231ZM154 254H156V253H154ZM159 254H160V252H159ZM158 254V255H159ZM185 254H187V255H185ZM264 254V253H263ZM35 255V256H34ZM34 256V257H33ZM153 257H155L154 255H152ZM263 256V255H262ZM29 257H33V258H29ZM158 257V256H157ZM184 257V258H185ZM161 258V257H160ZM160 258L158 259V260H160ZM49 259H51V258H49ZM152 259V258H151ZM154 259V258H153ZM186 259V258H185ZM142 260V259H141ZM164 260H166V259H164ZM150 261V260H149ZM155 261H156V257H155ZM178 261V260H177ZM207 261V260H206ZM159 262V261H158ZM214 262V261H213ZM216 262V261H215ZM151 263V262H150ZM155 263V262H154ZM157 263V262H156ZM160 263H161V261H160ZM199 263H201V261L199 262ZM228 262H222V264H229ZM234 263V262H233ZM232 263V264H233ZM236 263V262H235ZM261 263V262H260ZM3 264V263H2ZM50 264V263H49ZM158 264V263H157ZM165 264V263H164ZM171 264H186V260H184L182 257H181V259L178 261V262H175L174 261V263L172 262ZM257 264H259V263H257Z\"/></svg>","mask_w":264,"mask_h":264}]
</instances>
